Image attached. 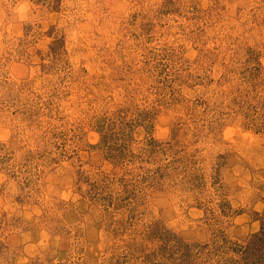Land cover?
Listing matches in <instances>:
<instances>
[{"label": "rangeland", "instance_id": "rangeland-1", "mask_svg": "<svg viewBox=\"0 0 264 264\" xmlns=\"http://www.w3.org/2000/svg\"><path fill=\"white\" fill-rule=\"evenodd\" d=\"M263 224L264 0H0V264H240Z\"/></svg>", "mask_w": 264, "mask_h": 264}, {"label": "trees", "instance_id": "trees-1", "mask_svg": "<svg viewBox=\"0 0 264 264\" xmlns=\"http://www.w3.org/2000/svg\"><path fill=\"white\" fill-rule=\"evenodd\" d=\"M246 249V251L244 250L246 252L243 258L244 261H241L240 264H264V224L259 242L248 245Z\"/></svg>", "mask_w": 264, "mask_h": 264}]
</instances>
